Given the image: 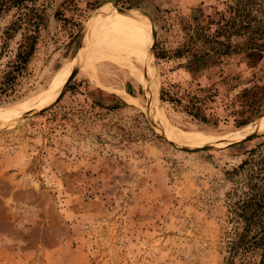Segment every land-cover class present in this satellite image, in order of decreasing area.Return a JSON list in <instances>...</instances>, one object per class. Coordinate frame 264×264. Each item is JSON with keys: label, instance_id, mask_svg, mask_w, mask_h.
Wrapping results in <instances>:
<instances>
[{"label": "rangeland", "instance_id": "374dc122", "mask_svg": "<svg viewBox=\"0 0 264 264\" xmlns=\"http://www.w3.org/2000/svg\"><path fill=\"white\" fill-rule=\"evenodd\" d=\"M229 2L26 3L28 18L40 21L38 44L23 96L0 108L44 92L62 67H69L62 83L72 64L77 69L57 102L0 124V264H221L232 187L225 172L260 135L189 149L264 116V58L253 66L242 55L185 48L198 39L197 23L218 19ZM113 10L136 20L148 63L106 36L80 64L84 40ZM16 15V8L1 15L0 26ZM193 102L207 121L186 109ZM160 123L182 133L172 136ZM191 130L218 137L186 140Z\"/></svg>", "mask_w": 264, "mask_h": 264}, {"label": "trees", "instance_id": "16d2710c", "mask_svg": "<svg viewBox=\"0 0 264 264\" xmlns=\"http://www.w3.org/2000/svg\"><path fill=\"white\" fill-rule=\"evenodd\" d=\"M34 1L0 0V16L12 8L17 11L13 20L0 26V105L23 96L20 84L28 73L39 39L40 21L30 20L26 11V3ZM196 26L198 39L186 50L200 49L217 58L242 55L253 66L264 58V0H231L218 19L207 15ZM18 34L20 38L12 46ZM234 37L240 39L235 41ZM161 99L166 100L163 93ZM185 107L190 113L195 110L196 118L207 121L196 102ZM246 123L243 121L238 127ZM258 138L244 152L239 164L225 172L232 187L226 196L221 264H264V133Z\"/></svg>", "mask_w": 264, "mask_h": 264}, {"label": "bare ground", "instance_id": "6f19581e", "mask_svg": "<svg viewBox=\"0 0 264 264\" xmlns=\"http://www.w3.org/2000/svg\"><path fill=\"white\" fill-rule=\"evenodd\" d=\"M107 14L103 18V20L100 23H98L97 26H95V29L92 31V33L88 34V36L86 35L87 37L84 40V42L82 41L83 44L79 51V53H81L80 59H79L80 64H82V59H83L84 54L91 52L94 49V45L97 42L101 41L106 36L121 39L122 41L121 44L119 46L118 45L116 46L124 49V51L130 50L134 52V56L132 58L133 61L139 63L141 61L139 60V58H142V61H146L148 63L150 60V57H149L150 53H148L147 43L134 17L130 13H124V12H119L115 10ZM139 54H141L142 57ZM141 63L143 65L144 70H146L147 73H149V69L145 68L143 62ZM136 66L138 65L136 64ZM68 68H69L68 65L65 67H62L56 73V77L54 81L52 82V84L44 92L38 94L37 96H33L27 99L26 101L11 105L8 108H3V107L0 108V124L15 121L17 118H19L22 114L29 111L30 109H34L36 111L38 109L40 110L41 108H44L45 106L49 105L53 101L54 97L56 96L57 98L59 93L63 90L65 86V81L70 73V70H69L63 82L64 84H63L62 81L65 76V71ZM127 70L129 72L131 71V73H133L134 75L141 74V70L139 68H127ZM147 73L145 74V78H144L145 84L146 82H148L150 78V75ZM61 85L63 86V88ZM155 94H156V102H157V88L155 89ZM125 98L127 100H133V97L127 93L125 94ZM157 123L159 122L157 121ZM160 126H162V128L168 131V133H170L172 136H179V134L182 133L178 128L172 125L169 126L165 123H160ZM262 131H264V116L257 120L248 122L236 128L235 130L225 133L224 137L221 136L222 138H219V139L217 138L218 136H213V135H210L208 133H205L199 130L188 131V133L185 135L187 138L186 140H191V141H203L206 139L217 138L214 140L204 141V144L207 142L212 143V144H220L222 142H216V141L224 139V140H229L231 142H236V141L243 139L245 136L249 134L256 133V132H262ZM213 142H216V143H213ZM197 145H203V144H195V146ZM191 146H194V145H191Z\"/></svg>", "mask_w": 264, "mask_h": 264}, {"label": "water", "instance_id": "95a60500", "mask_svg": "<svg viewBox=\"0 0 264 264\" xmlns=\"http://www.w3.org/2000/svg\"><path fill=\"white\" fill-rule=\"evenodd\" d=\"M119 9H120V8H119ZM122 10H124V9H122ZM91 16H92V15H91ZM91 16H90V17H91ZM152 47H153V45H152ZM75 65H77V64H75ZM75 65L72 66L71 72H70L69 76L67 77V79H66V81H65V86H64L63 90L59 93V95L57 96V98H56L52 103L57 102V101L62 97V95H63V93H64V91H65V87H66L67 83L69 82V80L71 79V77L73 76L74 72H75L76 69H77V66H75ZM143 91H144V89H143ZM143 93H144V92H143ZM52 103H51V104H52ZM51 104H49V105H51ZM49 105H47V106H49ZM47 106H45V108H46ZM145 106H146V108H147V109L153 114L152 106L149 104V102L147 101L146 98H145ZM43 109H44V108H41L40 110H43ZM38 110H39V109H38ZM33 111H35V110H33ZM33 111L25 112L24 114H22V115L20 116L19 119H21V118L23 117V115H25V114H27V113H30V112H33ZM263 133H264V131H262V132L252 133V134H249V135L245 136L243 139H241V140H239V141H236V142H233V143H230V144L224 145V146H217V147H228V146H231V145H235V144L241 143V142H243V141H246V140H248V139H251V138H253V137H255V136L261 135V134H263ZM211 146H215V145L212 144V143H210V144H208V145H202V146H200V147H198V148H195V149H189V150H191V151H196V150H206V149H208V148L211 147Z\"/></svg>", "mask_w": 264, "mask_h": 264}]
</instances>
